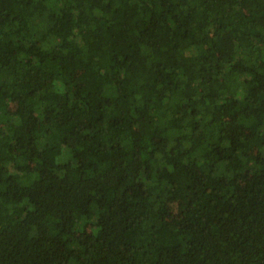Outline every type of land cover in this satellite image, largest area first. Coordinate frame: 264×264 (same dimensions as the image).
<instances>
[{"label": "trees", "instance_id": "trees-1", "mask_svg": "<svg viewBox=\"0 0 264 264\" xmlns=\"http://www.w3.org/2000/svg\"><path fill=\"white\" fill-rule=\"evenodd\" d=\"M0 264H264V0H0Z\"/></svg>", "mask_w": 264, "mask_h": 264}]
</instances>
